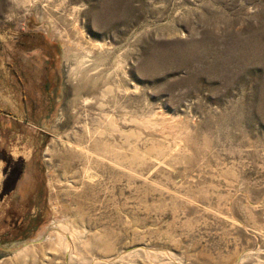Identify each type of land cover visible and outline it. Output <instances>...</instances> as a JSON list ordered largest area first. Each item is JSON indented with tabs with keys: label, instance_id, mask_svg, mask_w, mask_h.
Returning <instances> with one entry per match:
<instances>
[{
	"label": "rangeland",
	"instance_id": "374dc122",
	"mask_svg": "<svg viewBox=\"0 0 264 264\" xmlns=\"http://www.w3.org/2000/svg\"><path fill=\"white\" fill-rule=\"evenodd\" d=\"M24 33L42 135L8 116ZM0 264H264V0H0Z\"/></svg>",
	"mask_w": 264,
	"mask_h": 264
},
{
	"label": "flooded vegetation",
	"instance_id": "af4514ba",
	"mask_svg": "<svg viewBox=\"0 0 264 264\" xmlns=\"http://www.w3.org/2000/svg\"><path fill=\"white\" fill-rule=\"evenodd\" d=\"M20 38L17 40L18 49L32 54L31 58L34 60L26 62L21 55L12 53L6 63L7 79L13 91L12 98L19 103L18 110L24 111L23 118H19V113L11 114V117L14 122L41 124V121L49 117L50 99L47 79L51 61L48 56H44V62L40 64L38 61L41 59L32 52L46 50L50 55L51 46L37 34L24 33ZM42 132L46 133L44 130Z\"/></svg>",
	"mask_w": 264,
	"mask_h": 264
},
{
	"label": "bare ground",
	"instance_id": "6f19581e",
	"mask_svg": "<svg viewBox=\"0 0 264 264\" xmlns=\"http://www.w3.org/2000/svg\"><path fill=\"white\" fill-rule=\"evenodd\" d=\"M56 35H58V36H60L61 38H63L64 36L62 35V34H60V31H58L57 32V34ZM62 41V40H61ZM65 47H76V48H80V45H79V43H77V42H75L73 39H70V38H67L66 39V41H65ZM79 53V52H78ZM85 102H89L88 101V99H85L84 100ZM98 129V128H97ZM99 132V131H98ZM80 141H78V143H76V146H79V147H83V149L84 150H87V152H89V153H87V154H89V157H90V159L91 160H93V162H95V163H97V164H99V163H101V162H103L104 161V159H110L111 158V156H110V150H109V148H108V145L107 144H105L104 142L101 144L100 142H99V146H98V143H97V141H95L93 144H91L90 146H88V147H85V146H81V145H83V142H82V140H83V137H80V138H78ZM72 143V142H71ZM108 143V142H107ZM70 145H72V144H70ZM80 149V148H79ZM111 149V148H110ZM83 150V151H84ZM82 151V150H81ZM117 152V151H116ZM119 154H121V153H119ZM97 155V156H96ZM101 155V158H102V161H100L99 159H98V156H100ZM88 157V158H89ZM93 157L96 159V160H94L93 159ZM74 158H79V155L78 154H75V156H74ZM107 159V160H108ZM117 160V159H116ZM119 160V159H118ZM111 162H112V160H111ZM92 163V162H91ZM86 164V163H85ZM114 164H117V163H115L114 162ZM118 164H120L119 163V161H118ZM89 165H90V163L87 165L88 167H89ZM118 166H120V165H118ZM121 167V166H120ZM90 168H93V167H90ZM88 170V169H87ZM86 171V170H85ZM88 177H90V178H93V176H95L93 173H91V172H88L87 174H86ZM85 175V176H86ZM119 178L121 177V173H120V175L118 176ZM95 178V177H94ZM92 181V180H91ZM75 230H77V228H76V226L75 225H73L72 223H71V221H69L67 218H65V219H63V220H61V221H58L57 222V226L56 227H52V230H51V234H49L48 236H47V241L48 242H52L55 246H56V244H58V243H61V242H63V243H65L66 244V247H67V249L69 250L70 248H71V245H72V243L69 241H67V240H70L69 239V236H71L70 234H72ZM67 231V232H66ZM71 233H70V232ZM70 233V234H69ZM66 234H68V235H66ZM71 238V237H70ZM73 240V239H72ZM41 242H42V240H41ZM51 243V244H52ZM62 243V244H63ZM74 244V243H73ZM50 245V244H49ZM53 245V246H54ZM52 246V245H51ZM52 246V247H53ZM67 250V251H68ZM71 251V250H70ZM70 253V252H69ZM68 253V254H69ZM71 254V253H70ZM70 256V255H69ZM113 257V256H112ZM110 259V258H109Z\"/></svg>",
	"mask_w": 264,
	"mask_h": 264
},
{
	"label": "crops",
	"instance_id": "0c3cea01",
	"mask_svg": "<svg viewBox=\"0 0 264 264\" xmlns=\"http://www.w3.org/2000/svg\"><path fill=\"white\" fill-rule=\"evenodd\" d=\"M37 50H34V54H37ZM9 117H11V114H9L8 115ZM12 118V117H11ZM19 118H21L20 116H19ZM23 120V119H22ZM30 126H32V127H34L35 129H37V130H40V135H42V129H41V124H38V126H36V124H34V123H30L29 124ZM39 135V136H40ZM35 155H34V152L32 153V157H34ZM23 162H25V159L24 158H22V157H20V156H17L16 158H15V161L13 162V165H12V168L13 169H15L16 171H19V172H17V175H16V180H21V178H22V169H23V167H24V164H23ZM18 176H21V177H19L18 178Z\"/></svg>",
	"mask_w": 264,
	"mask_h": 264
}]
</instances>
